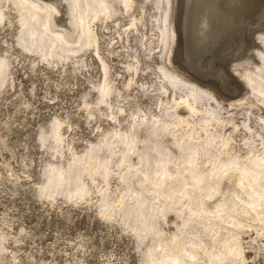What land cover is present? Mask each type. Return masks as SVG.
<instances>
[{
	"label": "rangeland",
	"instance_id": "obj_1",
	"mask_svg": "<svg viewBox=\"0 0 264 264\" xmlns=\"http://www.w3.org/2000/svg\"><path fill=\"white\" fill-rule=\"evenodd\" d=\"M56 1L57 4L55 3V6L58 7L60 4L61 9L59 10L60 12H56L54 15L53 24L56 27L58 25L67 27L65 22H67V19L72 18V9L69 4L65 6L67 3L64 4L62 1L60 3V0ZM205 1L198 0L197 3L194 1L193 4L195 6H193L192 13L189 16L191 20L190 22L187 21V23L185 22L183 3L178 6L177 14H175V2H173L174 5L171 9L168 24L170 30L169 38L162 56L164 61H166L164 62L165 65L167 64L172 71L179 75L181 73L182 76L183 72L179 70V67L186 70L191 76L184 73L183 77L190 79L194 83L198 82L196 84L209 88L215 94L216 99L218 98L216 103L219 107L218 110L220 109V114L217 116L221 118H219V122H221H214L212 126L210 125L208 133L218 132L217 134L225 136L224 138L227 137L226 135L231 136L230 146L232 145V147L228 146V148H233V150L227 148L228 153L237 154L238 152L239 159L244 161L246 153L250 154L253 151V153L259 154L258 152L264 148L262 140V138L264 139V121L260 118V115H264V97H258V94L252 91L251 85H248V80L244 79L241 74L246 68L249 70L254 69L264 74V0H259L258 4L262 3L260 7L258 4L253 7L254 0H250L253 4H247L244 17L253 8L248 13V20L243 31L235 30L236 26L232 25L234 23L233 20L237 17L235 10L223 6L222 8L220 7L221 10L218 8L215 14V7H210L211 9L209 8L206 13ZM150 2L152 3L153 0H136L137 5H144L147 9V11L146 9L144 10L147 23L144 28V34L138 35L134 32L129 37L124 35L125 37L122 36L120 39L116 29L122 31V28L127 27L126 24L130 22L131 18L126 11L119 9L118 13H122L119 21L112 23L110 19H107L101 23V25L105 26L98 28V32H100L98 33L99 55L92 51V46L89 45L86 48L83 46L82 50H79L81 53L78 51L75 54H71L66 60L55 63V66L54 63L46 62V57L45 59L40 58L38 54L32 51L23 50L22 54V49L16 44L14 39L16 38L14 34L17 32L16 23H13L17 19L15 11H10L11 14L9 12L10 15L8 14L6 19L0 21V54L7 55L10 61H8L7 75L4 74L6 75L4 77L5 81L0 84V86L2 85L0 87V236H3L2 238L0 237V264H142L138 248L134 242L135 237L121 226V220H118L120 217L116 213L117 209L110 216H105L100 213L103 207H98L99 198L97 197H99L100 193H97L96 189L98 190L100 187V189H103V186L107 185L108 189L114 192L117 188L114 187L115 185L120 184L118 186L119 190H123L127 185L126 182L119 180L118 171L120 170L121 172L122 169L115 167L120 155L118 153L121 152L122 147L126 146L122 144L123 141L120 138L114 137L110 139L113 152L115 150V153L112 152L109 167L115 168V172L111 171L104 185L101 175L98 174L95 182L97 184H93L90 190L93 191L94 189V191L89 192L88 196L84 197H87L86 199L81 200L80 197H73L67 203L68 198L66 197L65 199L64 196L66 195L63 193L44 196V199L43 196L39 197L36 195L38 192L36 189L38 190L41 179L44 177V173L41 172L45 171L48 165L57 161L64 164L70 157L82 153L92 143L101 140L108 133L107 131H118L120 135L126 132L130 134L136 133L139 137L141 136L140 140H138L140 142L139 148L144 149L145 140L147 139L145 137L148 136L149 131L147 123H141L138 121L139 119H143V121L146 118L160 119L157 124L167 128L159 137L160 140H164V142L161 141L163 144L158 139L159 144L163 145L162 147L164 148V159L166 161L167 158H174L173 156H175L174 160L180 161L181 157L176 155L180 150L175 144V138L169 135L168 131L171 130L170 127H173L177 132V136L179 134L178 137H180L184 132L188 133L190 127L173 125L174 116L170 115L173 109H169V105L164 106L161 102L162 99L160 97L168 96L167 92L165 94L162 93L163 89L160 87V79L157 76L160 74L158 63L161 60V55L157 54L161 50L160 42H158L160 34L158 30L160 23L158 21L161 11ZM55 8L51 7L53 14ZM67 9L69 10L67 11ZM134 10L129 11V13L133 12L134 15H138V10ZM205 13L209 14L206 19L209 24L204 22ZM220 13H222V17L219 16ZM211 17L217 19L215 23L211 22ZM228 17L229 19H227ZM231 17L232 19H230ZM243 20L244 18L241 19V21ZM176 21L178 37L177 46L174 48L172 46L173 41H171V29H174ZM200 22L202 26L204 23L207 24L204 25L207 30L210 29L209 32L206 29L205 32L203 31L205 26L199 27L201 25ZM114 23L116 24L114 25ZM157 24H159L158 27ZM97 25L95 26V23L90 24L94 30ZM165 25L167 27L166 23ZM79 29L75 25L73 30L77 36L76 34H74L76 37L70 36L74 47L83 44L85 40L83 35L84 26L81 25L80 30L82 31ZM222 29L223 31H221ZM205 33L207 37L203 42L198 36L202 37ZM125 38L126 40H124ZM192 40L197 41L193 42ZM11 45L15 48H12ZM9 48H11V51ZM15 55L17 56L15 57ZM135 57H139L137 59L140 61L137 63L138 73L135 75L137 82L125 87L126 73L128 72L125 70V66L130 59L134 61L133 58ZM100 58L102 60L104 58L105 61H103L107 65L109 64L108 67L110 68L108 71H110L107 73L108 76L106 75L105 77L109 79V84L110 86L112 84V86L110 97L107 96L106 101H102L104 100L102 99L97 103L99 85L104 79L101 74L103 72ZM168 58L169 60H167ZM173 58L175 64L172 62ZM234 67L239 69V71L237 69L238 74ZM234 71H236L235 74ZM257 99L259 100L256 102ZM236 103L238 106H235ZM249 106L251 108L247 109ZM162 107H164V110ZM128 113H130V116ZM192 115L187 117L197 125L198 115ZM232 116L234 118L231 120ZM56 118L62 122L59 128L61 141L56 142L48 138L45 141V144H47L40 146L41 144H38L40 127L43 126L45 131L49 130V125ZM120 118L123 119L121 120ZM245 118L249 120L248 123L252 127L250 130L241 126V122ZM115 121L118 123L116 124ZM233 123L239 124L240 127L234 128ZM177 129H180V133ZM230 131H232L231 135ZM260 132L263 136L257 134ZM204 135L203 132L198 131V133L193 135L195 139L192 138V143L197 147L199 145L201 147L206 140L205 138L203 141L204 137H206ZM184 136L186 138V135ZM248 138L250 140H247ZM124 139L127 143L128 138ZM124 139L122 138V140ZM165 139H168L167 143ZM188 148L189 146H186V151L184 152L186 154H182L183 158L187 160L192 151ZM212 149L209 155L214 158L218 157L219 160L224 158L225 153L219 154L218 145L213 146ZM99 153L106 154L108 152L100 151ZM137 155L138 153L131 155L132 162L134 164H145V162L141 163L142 161H138L140 156L138 157ZM136 157L138 158L136 159ZM172 158L170 160H173ZM170 160L168 164H171ZM181 160L183 161L184 159ZM217 163L220 162L217 161ZM41 169L44 170L42 171ZM99 181L102 182L99 183ZM97 185L98 187L96 188ZM110 198L113 199V195ZM71 203L74 204L72 205ZM113 219L117 220V223ZM163 226L171 228L169 224H164ZM252 228L246 227L243 230V234L240 236L241 250L243 251H241L240 260L234 264H264V231L260 228H254L255 230L257 229L255 231ZM1 241L3 242L1 243ZM3 246L4 248H2Z\"/></svg>",
	"mask_w": 264,
	"mask_h": 264
},
{
	"label": "bare ground",
	"instance_id": "obj_2",
	"mask_svg": "<svg viewBox=\"0 0 264 264\" xmlns=\"http://www.w3.org/2000/svg\"><path fill=\"white\" fill-rule=\"evenodd\" d=\"M45 1L0 0V21L6 19V16L9 14L10 11L12 12L15 11L17 19H15L16 22L13 23H16V26L15 25L14 26L16 27L17 32L16 34H14L15 35L14 37H16L14 39L16 44L19 45V47L22 49V54H23V50L32 51L38 54L40 58L45 59L46 57L47 59L46 62L54 63V66L55 63L64 61L67 58H69L71 54H75L79 50L81 51L83 46L84 48H86V46L89 45L92 46V51L97 55H99L100 53L98 49L99 46L98 33L100 32H98V28L101 27L103 28V26L105 25L103 24L101 25V23H103L107 19H110L112 23L117 20L119 21V18L122 15L121 12L118 13L119 9H121L122 11H126L128 16L131 18L129 20L130 22L126 24L127 27L124 29L122 28V31L116 29V33L118 37H120V39L124 35L129 37V35H132L134 32L138 35L144 34V30H145L144 28L147 25L144 16V10L146 8L144 7V5H137L136 0H60L59 1L60 3L61 1L64 4L67 3L65 6H68V4L70 5L72 9V15H71L72 18L69 20L67 19V22H65L67 23V27H61L58 25V23H57L58 26L56 27L53 24V20L56 12L57 13L60 12L59 11L61 9L60 4L58 7H56L55 6V3L57 4L56 0H48L46 2ZM194 1L197 3L198 0H153L152 2L155 8L161 11V15L159 14L160 15L159 21L156 20L157 18H155V20L160 23V26L159 24H157V27L159 26L158 30L160 31L158 42H160L161 45L160 46L161 50L160 51L158 50L159 53H157L158 55H161V60L158 63L160 74L157 76L159 77L158 79H160V87L163 89L162 93L164 94L166 92L168 93V96L163 98L160 97L162 99L161 102L164 106L169 105V109L171 108L173 109V111L170 112L172 113L170 115L174 116V122L172 123L173 125L175 126L186 125L190 127L188 133L182 132L184 135H186V138L183 134L182 136L178 137L179 134L177 136V132L173 129V127L172 128L170 127L171 130L168 129L170 130L168 131L169 135L175 138L176 140V141L174 140L176 142L175 144H177L176 146L180 150L178 154L176 153L177 157H181V159L184 160L183 161L181 159L180 161L174 160L175 156H173L174 158L170 157L173 160L167 158L168 162H166L167 160L165 161L164 148L162 147L163 145L161 146V144H163L161 141L164 142V140L163 139L160 140L159 137L161 136V133L165 132L167 128L163 125L157 124V122L160 119L153 120L151 118H146L144 121L143 119H139L138 120L139 122L147 123L148 125L149 132H148V136L145 137V139L147 138L145 140L146 142L144 141L145 145L144 147L143 145H141V147H143L144 149L139 148L140 142L138 140H140L139 138L141 136L139 137L138 135H136V133L130 134L129 132H126L120 135L118 131L117 132L107 131L108 133H106L101 140L92 143L90 147H88L82 153L70 157L67 161H65L64 164H61L57 160L56 163L50 165H48L47 163L48 167L46 168V170L43 171L44 169L43 170L41 169L43 171L41 173H44V177L41 179V182L39 181L40 186L38 190L36 189V191H38L36 195H38L39 197L51 196L55 193H63L66 195L64 196V198L65 199L66 197L68 198V201H66L67 203L73 197H80L81 200L86 199L87 197L86 198L84 197L88 196L87 194H89V192L91 193L94 191V189L93 191L90 190L92 189L93 184H97L95 183L97 179L96 176L98 174L101 175V180L104 182L103 183L104 185L105 182H107L111 171L112 170L114 171L115 168L113 169L109 167V162L111 160V155L113 152V146L110 139L114 137L120 138L121 141H123L122 144L126 146L122 147V150L120 149L121 152H119L118 150L119 152L118 154L120 155L118 156V163L116 164L115 167L122 169L121 172L120 170L118 171L119 180L126 182L127 185L123 190H119L120 188L118 189V186H120V184L115 185L114 187H117L116 189L118 190L115 189L116 191L114 190V192L110 191L107 185H105V187L103 186V189H100L101 188L100 187L97 190L96 189L98 187L97 185L95 189L97 193L98 192L100 193L99 197H97L99 198L98 207L100 206L103 207L102 208L103 210L99 212L105 216H110L112 212L115 209H117V212L116 211L115 212L120 217L118 220H121L120 222L121 226H123L125 230L131 232L132 233L131 235L135 237L134 242L136 247L138 248L139 257L142 261V264H234L238 262V260H240L241 251H243L241 250L242 243L240 240V236L241 234H243L242 233L243 230L246 227L247 228L254 227V228H260L264 231V148L258 152L259 154L253 153L252 151V153H250L251 155L249 153L248 154L246 153L245 156L243 155L245 157L244 161L246 159L245 162L239 159L238 152L237 154L235 153L229 154L231 152L228 153L227 148L228 146H230L232 137L226 135L227 137L224 138L225 136L223 137L222 135L217 134L218 132L210 133V134L208 133V127L210 125L212 126L214 122L215 123L221 122V121L219 122L220 117L217 116L218 114H220L219 112L220 109L218 110L219 107L216 104L218 98L216 99L215 94L211 90H209V88L198 85L196 84L198 82L194 83L190 79L183 77L184 73L185 74L187 73L188 76H191V74L188 73L186 70H183L182 68L179 67V70L183 72L181 76V73L180 75L175 73L167 66V64L165 65L164 63L166 61H164L162 54L164 53L165 46L167 45L166 43L169 38L170 30L168 28L169 26L168 24L170 20L169 18L171 14V9L173 8L174 5L173 2H175L174 5L176 11L175 14H177L178 6L181 3H183L184 17L186 20L185 22L187 23V21L190 22L191 20L189 16L192 13L193 6H195V4H193ZM254 2L255 3L253 7H255L258 4L259 0H254ZM251 3L252 1L250 0H206L204 2L206 13L208 12L210 7H215L214 9L215 14L217 13L218 8L220 7L222 8L223 6L235 10L237 12L236 13L237 15L235 14L237 17L233 20L234 23L232 25L236 26L235 30H239V31H243V29L245 28V23L248 20L247 19L248 13L251 12V9L253 7L245 15V17L244 14L246 13L247 4L251 5ZM258 5L260 7L262 6V3H259ZM51 7L52 8L56 7L54 14L51 10ZM68 10L69 9H67V11ZM131 10L137 11L138 15L135 14L136 15L135 16L133 12H132L133 14L132 13L130 14L129 11ZM206 13L204 16V22H207L206 19L207 16L209 15ZM219 16L222 17V13H220ZM229 17L227 19H229ZM232 17L230 19H232ZM243 18L244 20L241 21V19ZM210 20L212 23H215L217 19L211 17ZM92 23H95V26L98 24L95 30L90 26V24ZM116 23H114V25ZM165 23L167 24V27ZM204 24L203 26H205ZM75 25L80 29H81V25L84 26L83 35L85 37V40L84 43L79 44L78 47L72 46L74 43L73 44L71 43L72 38L70 37V36L73 37L77 36L75 31L73 30ZM201 26L202 24L199 27L201 28ZM177 27L178 26L176 21L174 29L173 28L171 29V35H172L171 41H173L172 46L174 48H176L175 46H177L176 45L177 37H178ZM205 29L207 30L206 26L205 28H203L204 32ZM209 30L207 31L209 32ZM221 31H223V29ZM74 34H76V36H74ZM198 37L200 38V40L203 41L207 36L205 33V35H202V37L200 36ZM124 40H126V38ZM172 46L171 48H173ZM11 47L15 48L12 45ZM9 49L11 51V48ZM16 56L17 55H15V57ZM137 58L139 57L133 58L134 61H131L130 59L126 63L125 70H127L128 72L126 73L127 76L125 79L126 80L125 87H129L133 83L135 84L137 82V80L135 79V75H137L138 73L137 63L140 62L138 61ZM100 59H101V68L103 72L101 74L103 75L104 79L103 81L101 79L102 83L101 85H99V90H98L99 101L97 100L96 101L97 103L100 102V100L102 99H104L102 101H106L105 99L107 96H109L112 86V84L111 86L109 84L108 81L109 79L105 77L107 73H109L110 71V70L108 71V69L110 68L108 67L109 64L107 65L104 62L105 61L104 58H103L104 61L102 60V58ZM167 60H169V58ZM8 61L9 60L7 58V55L0 54V84H2L5 81L4 77L7 75L6 71L9 66L8 63L10 62ZM172 62L175 64L174 58ZM241 67H243V65H241ZM237 69L235 68L236 71ZM236 71H234V74ZM241 74L244 77V79L248 80L247 81L249 82L248 85H251L250 87H252L253 89L252 91L256 92L258 94V97L259 96L264 97V74L261 72H257L254 69L249 70L247 68L244 69V71H242ZM244 82L246 83L245 80ZM260 99L262 98L260 97ZM258 100L259 99H257L256 102ZM235 106H238L237 103L235 104ZM162 108L164 110V107ZM250 108L251 106H249L247 109ZM181 110L185 112L183 113V111L181 112ZM165 113L167 114V112ZM129 114L130 113H128V115ZM192 114L198 115V120L196 115L197 125H195L187 117V116H191ZM232 118L234 117L232 116L230 119L232 120ZM260 118L264 121V115H260ZM115 120H117V118H115ZM248 121L249 120L245 118L241 122V126L250 130V128L252 127L248 123ZM117 123L118 122H116V124ZM60 125H62V122H60L56 118V120L51 122V124L49 125L50 127L48 126L49 130L45 131L43 130V126H41L38 133V140H39L38 144H41L40 146H42L43 144H45V141L48 138L51 139L52 141L60 142L61 141L60 138L61 134L59 132ZM233 126L235 128L238 127L239 124L233 123ZM198 131H201L206 135L203 141L205 140V138L206 140L204 141L203 145H201V147H199L200 145L197 147L191 141L193 135L198 133ZM231 133L232 131H230V135ZM257 134L259 135L261 134V132ZM261 136L263 135L261 134ZM122 138L123 139L128 138L127 143L126 140L124 139L125 140L124 141L122 140ZM158 139L160 140L161 144H159ZM167 140L165 141L166 143ZM247 140H250V138H248ZM262 140L264 142L263 138ZM216 145L219 146V151H218L219 154L225 153L224 158H222L223 160L222 159L219 160L218 157L214 158L212 157V155H209L211 154L210 153L211 150H213L212 147ZM186 146H189V148L192 150L190 152V157L188 158V160L183 158L182 155L186 151ZM230 147H232V145ZM228 149L233 150V148H228ZM100 151L102 152L105 151L108 153L102 154L99 153ZM113 153H115V150ZM137 153H138L137 156L138 157L140 156L139 157L140 159H138V161L139 160L142 161L141 163L145 162V164H134V162H132L131 155ZM116 154L115 156H117ZM188 156H189V152H188ZM138 157H136V159ZM169 160L171 164H168ZM217 161H219L220 163H217ZM90 180L92 183L90 182ZM101 182L99 181V183ZM93 195L95 194L93 193ZM112 195H113V199L110 198ZM71 204L73 205L74 203ZM93 205L95 204L93 203ZM164 224L171 225V228H165L163 226ZM254 228L252 229L255 230ZM2 242L3 241H1V243ZM2 248H4V246Z\"/></svg>",
	"mask_w": 264,
	"mask_h": 264
}]
</instances>
